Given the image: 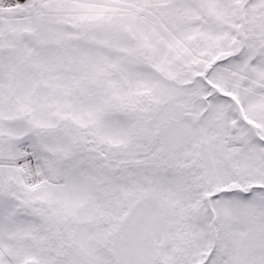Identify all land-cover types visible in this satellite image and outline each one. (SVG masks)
I'll return each mask as SVG.
<instances>
[{"label":"snow or ice","instance_id":"6c2138e0","mask_svg":"<svg viewBox=\"0 0 264 264\" xmlns=\"http://www.w3.org/2000/svg\"><path fill=\"white\" fill-rule=\"evenodd\" d=\"M0 264H264V0H0Z\"/></svg>","mask_w":264,"mask_h":264}]
</instances>
